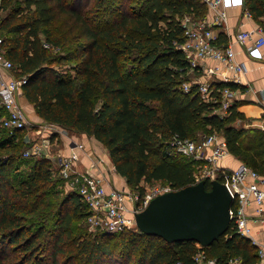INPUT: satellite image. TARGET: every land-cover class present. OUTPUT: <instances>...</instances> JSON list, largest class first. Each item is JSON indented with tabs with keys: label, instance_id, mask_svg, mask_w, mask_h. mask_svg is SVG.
I'll return each mask as SVG.
<instances>
[{
	"label": "trees",
	"instance_id": "1",
	"mask_svg": "<svg viewBox=\"0 0 264 264\" xmlns=\"http://www.w3.org/2000/svg\"><path fill=\"white\" fill-rule=\"evenodd\" d=\"M89 1L0 0L5 56L14 75L26 77L22 96L39 118L99 141L131 189L142 191L144 182L157 181L177 189L194 181L193 161L168 149L175 133L198 138L201 132L189 133L194 123L206 125L202 132L207 134L220 133L229 153L264 175V132L233 124L244 117L237 102L219 117L213 111L218 104L203 100L196 84L183 89L190 73L199 72L190 69L177 48L185 38L181 19L205 16V2L141 0V6L134 8L127 6L129 0H95L85 11ZM245 4L256 19L264 14V0H245ZM61 13L83 37L69 54L62 49L67 36H52L49 27ZM101 14L102 24L96 19ZM225 40L220 32L216 42ZM74 55L79 59L75 74L53 66ZM213 85L239 87L221 80ZM5 114L0 106V119ZM28 148L25 128L9 129L0 123V264L190 260L197 248L192 240L168 242L137 228L88 232L78 223L86 219L87 204L77 191L58 188L62 178L51 158L25 155ZM25 162L30 172L16 178ZM206 188H210L207 180ZM205 248L222 263L233 255H240L243 264L258 260L255 247L230 225Z\"/></svg>",
	"mask_w": 264,
	"mask_h": 264
},
{
	"label": "built area",
	"instance_id": "2",
	"mask_svg": "<svg viewBox=\"0 0 264 264\" xmlns=\"http://www.w3.org/2000/svg\"><path fill=\"white\" fill-rule=\"evenodd\" d=\"M206 3L210 15L192 18L185 15L181 19L185 38L177 43L188 60L190 69L203 73L208 77L201 79L192 78L182 84L188 90L192 84L197 85L200 97L205 101H212L218 105L214 112L223 117L229 113L230 106L236 99L238 88L224 86L216 88L214 81L238 82L236 76L244 72V65L235 57V51L230 43L216 42L215 28H224L228 25V8L240 6L243 15L251 17L252 13L245 4V0H201ZM238 41L251 40L247 44L250 56L260 58L264 54V29L256 26L251 30H240L235 35ZM213 60L215 64H208ZM13 64L5 56L3 36L0 31V106L6 114L1 117L0 123L9 128H29L32 126L30 119L18 101L22 95V84L25 76L16 77L12 70ZM219 92L213 94V92ZM51 132H59L62 136L69 135V131L54 123H47ZM264 131V123L261 125ZM49 143V139H43ZM33 144L24 151L25 155L42 154L41 146ZM71 144V146H70ZM169 151L177 152L193 161L194 183L199 179L210 181L218 179L224 182L232 195L230 208V227L235 233L247 238L255 247L257 263L264 264V175L244 162H239L235 167L229 168L221 160L229 154L225 138L218 132L200 134L198 138L181 137L173 134L169 139ZM70 149L67 153H58L53 158V165L57 174L64 181L68 189L78 192L81 199L88 206L86 221L92 231L103 230L117 232L125 228H136L134 214L142 210L156 195L168 190L172 186L168 182H154L144 184V189H131L129 187L106 186L104 175L96 172V164L103 158L92 156L86 152L82 141L69 139ZM85 152L90 160L88 166L81 161V154ZM113 169L114 165L112 164ZM196 250L189 261L176 260L173 264H243L240 255L229 257L224 263L210 255L205 246L195 242Z\"/></svg>",
	"mask_w": 264,
	"mask_h": 264
},
{
	"label": "crops",
	"instance_id": "3",
	"mask_svg": "<svg viewBox=\"0 0 264 264\" xmlns=\"http://www.w3.org/2000/svg\"><path fill=\"white\" fill-rule=\"evenodd\" d=\"M228 25L224 28H215L214 31L217 33V36L220 32L223 33L226 40L225 43H230L235 51L236 59L241 62L244 67V72L237 73V77L239 78L236 84L238 91L236 93V108L241 111L243 114L242 123L245 124L246 127H254L262 132H264L261 128V125L264 123V54L262 57L257 58L250 56L247 52V44L250 43L251 40L246 41H238L235 38V35L240 30L246 29L251 30L256 26H262L264 29V14L259 15L256 19L253 17H247L243 15V9L240 6H233L228 8ZM206 15H210V10L207 6ZM216 62L213 60H208V64H215ZM199 78L206 79L208 76L203 73H196ZM22 96V95H21ZM22 104L25 106L26 111L30 114V120L32 127H29L26 132V137L30 141V147L33 144H42L43 139L48 138L49 143L46 142L42 145L43 152L42 154L51 158L53 162V158L58 153H67L70 149L69 139L72 138L77 141H82L85 145V151L91 152L92 156H96V158L101 156L103 161L97 163L94 168L96 172L104 175L106 186L113 187H124L126 186V182L123 176L118 174L115 169L112 167V162L107 160L104 152L106 150L104 147L99 145V141L95 138L86 135L85 133H79L72 135L62 136L59 132H51L46 126V122H44L41 118H39L31 103H29L22 96ZM233 160V165L230 167L229 163L225 160H221L222 164H227L225 166L229 168L235 167L239 162H241L236 156L229 153ZM88 157L85 152L81 154V161L85 166H88L90 163ZM105 158V160H104Z\"/></svg>",
	"mask_w": 264,
	"mask_h": 264
},
{
	"label": "water",
	"instance_id": "4",
	"mask_svg": "<svg viewBox=\"0 0 264 264\" xmlns=\"http://www.w3.org/2000/svg\"><path fill=\"white\" fill-rule=\"evenodd\" d=\"M199 179L177 189L154 196L134 214L135 226L145 234L168 242L192 240L210 245L230 225L232 195L218 179Z\"/></svg>",
	"mask_w": 264,
	"mask_h": 264
},
{
	"label": "rangeland",
	"instance_id": "5",
	"mask_svg": "<svg viewBox=\"0 0 264 264\" xmlns=\"http://www.w3.org/2000/svg\"><path fill=\"white\" fill-rule=\"evenodd\" d=\"M94 1L95 0H90L88 2V4L85 7V11L89 10L90 7L94 6ZM15 3L16 4H20L21 0H16ZM141 4H142L141 0H129V3L127 1V6H132L134 8H137L138 6H141ZM197 6H203V5L197 4ZM107 11H109V10H107ZM2 14H3V9H1V7H0V16ZM101 17H103L102 14L98 15L96 17L97 21H100V24H102ZM49 27H50V31H51V35L52 36H57V37H59V36H63V37L67 36V40H66V42H65V44H64V46L62 48L63 49V54H65L66 52H68V54H69V52L73 51L78 46L79 41L83 40V37L80 35V32L77 29V27L73 25V21L71 19H69L67 17V15H65V14H62V13L59 14V16L57 18H55V20L50 24ZM78 60H79L78 57L74 55V56H70L67 59L61 60L59 62H54L53 66L56 69H58L59 71H65V72L70 73V74H75L74 67L76 66ZM189 77H190V80H191L192 78L198 77V75L196 73H190ZM18 101L23 106V104H22V96L18 97ZM23 108H24V110L26 112L27 118L29 119L30 118V114L28 113V111H26L25 106H23ZM30 122H31V120H30ZM233 124L236 127H239V126H243L244 127L245 126V124L242 123V121H240V120L235 121ZM189 128H190L189 129V133H193L194 134L195 132H201V133H199V135H200V134L205 133V132H202V131L203 130L205 131L206 125H204V124L202 125L201 123H194V124H191ZM27 130H28V128L25 129V132H27ZM69 133H71L72 135L79 134V132H75V131H70ZM205 134H207V133H205ZM99 145L101 147H104L100 142H99ZM43 149H44L43 146H41V148H40L41 152H43ZM104 149L106 150L105 147H104ZM104 155L106 156L107 160L109 159V162H112L110 157H109V154H108L107 150H106V152H104ZM104 160H105V158H104ZM223 160L227 161L229 163L230 167L233 165V160L234 159H232L230 154L226 155ZM224 165H227V164H224ZM29 167H30V164L25 162L16 171L17 173H15L14 176L16 178H21L26 172H28L30 170ZM16 180H18V179H16ZM16 180H14V182H16ZM63 182L64 181L62 180L61 184ZM61 184L59 183V185H58L59 187L58 188H61L63 190L65 184L63 183L62 186H61ZM143 184H145V185L148 184L149 185L151 183L150 182H144ZM63 191H65V190H63ZM78 223L84 225V227H86V230L88 232H94V231L91 230L89 224L87 223V221L85 219H81Z\"/></svg>",
	"mask_w": 264,
	"mask_h": 264
}]
</instances>
